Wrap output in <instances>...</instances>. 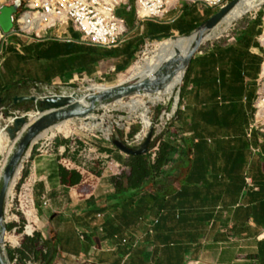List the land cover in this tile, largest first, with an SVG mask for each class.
I'll return each mask as SVG.
<instances>
[{
	"label": "crops",
	"instance_id": "obj_1",
	"mask_svg": "<svg viewBox=\"0 0 264 264\" xmlns=\"http://www.w3.org/2000/svg\"><path fill=\"white\" fill-rule=\"evenodd\" d=\"M17 1L21 12L29 0ZM218 10L203 0H177L160 18L141 20L136 0H123L116 10L123 43L116 47L86 43L71 22L28 35L0 30V99L7 106L46 88L126 84L146 46L186 37ZM263 34L258 11L202 46L179 106L166 104L154 120L158 147L148 155L156 159L163 135L178 154L142 187L129 184V156L106 139V120L96 132L75 126L67 135L46 132L30 149L6 205L12 231L22 218L31 226L26 235L39 233L45 247L44 261L24 264H264V132L257 116ZM28 106L18 103L13 111L25 114ZM104 113L112 134L122 122L123 140L140 146L128 138L139 119L127 121L132 114L113 109L97 118ZM12 197L19 202L14 209Z\"/></svg>",
	"mask_w": 264,
	"mask_h": 264
},
{
	"label": "water",
	"instance_id": "obj_2",
	"mask_svg": "<svg viewBox=\"0 0 264 264\" xmlns=\"http://www.w3.org/2000/svg\"><path fill=\"white\" fill-rule=\"evenodd\" d=\"M243 1L230 0L193 33L182 37L184 43L180 53L186 56L184 67L167 75L159 74L156 80L129 82L113 88L104 87L102 91L89 88L75 90L46 88L32 96L16 97L12 99L11 105L7 106L4 100L0 99V130L7 142L4 154L0 157V264H12L6 241L8 233L6 205L10 188L16 182V178L23 168L24 160L28 157L34 144L52 129L61 126L91 128V126L106 120V130L103 133L118 151L129 157L148 155L153 142L158 138L157 135H154L152 128L149 132L143 128L142 134L135 140V143L140 146H132L125 142L119 133L114 135L111 133V125L114 124L110 125L109 114L104 113L97 118L98 113L113 108L114 111H118L119 109L117 110L115 107L119 103L141 98L154 89H163L182 73L186 74L195 56L205 45L208 34ZM20 6L21 3L17 0L12 4L0 6V30L4 35L9 36L13 33L15 16L19 13ZM180 99L181 91L175 99L177 106H179ZM18 103L28 104L29 111L25 114H16L13 110ZM126 119L128 121L135 118L131 116ZM119 123L121 124L120 130H123L124 124ZM163 126H167V115L164 117ZM7 151L9 152L7 153Z\"/></svg>",
	"mask_w": 264,
	"mask_h": 264
},
{
	"label": "built area",
	"instance_id": "obj_3",
	"mask_svg": "<svg viewBox=\"0 0 264 264\" xmlns=\"http://www.w3.org/2000/svg\"><path fill=\"white\" fill-rule=\"evenodd\" d=\"M177 0H137L138 15L141 20L160 18ZM230 0H203L208 8H222ZM123 0H29L24 9L15 16L14 31L19 35L33 34L43 27H55L62 23L71 22L82 34L86 43L105 47H116L123 43L122 20L117 17L116 10ZM264 98L257 97V103ZM257 112L259 108L257 105ZM260 120H264V109ZM175 118L169 115L168 124ZM257 121L251 126L250 131L256 128ZM264 132V123L262 130ZM248 185L250 183L246 181ZM15 198L12 197L9 207L14 209ZM31 226L27 225L24 236ZM14 229V233H18ZM8 235V233H7ZM9 248L16 251L20 241L8 243ZM12 264H22L19 255L15 254Z\"/></svg>",
	"mask_w": 264,
	"mask_h": 264
},
{
	"label": "bare ground",
	"instance_id": "obj_4",
	"mask_svg": "<svg viewBox=\"0 0 264 264\" xmlns=\"http://www.w3.org/2000/svg\"><path fill=\"white\" fill-rule=\"evenodd\" d=\"M264 4V0H244L241 4H239L224 20L219 22L214 29L208 34L206 37V41L210 40L211 38H216L223 34L228 27L230 26L232 21H235L250 11H253L259 8L261 5ZM184 40L182 38L168 40L166 42L159 44V50L155 52V54L144 60L143 64H138L135 73L132 79H141L145 80H156V77L161 75H167L172 71H177L184 67L186 63V56L183 53H180ZM185 73H182L179 77H177L172 83L168 84V86L164 87L163 89L151 90V92L145 94L141 97V100L132 101L129 104L119 103L116 105L115 109H131V114L134 117H139L144 124L145 130L152 127V121L150 119V110L147 109V104L144 100H150L151 103H154L162 98H171L175 94L177 87H178V80L181 82L184 78ZM89 89L95 91H102L104 90V86L94 85L91 86ZM258 105L264 109L263 103L259 100ZM114 110V108H113ZM144 110L139 116V112ZM62 128L64 126H61ZM58 127V128H61ZM57 129V128H56ZM85 131H92L96 132L95 125L91 126V128H80ZM6 139L2 131L0 130V157L4 154V149L6 148ZM11 149V148H10ZM18 178V177H17ZM16 178V180H17ZM14 183L12 184V186ZM12 186L10 188V193H12ZM8 220H12L9 218ZM31 230V227L29 228ZM6 241L8 243H16V237L14 236H6Z\"/></svg>",
	"mask_w": 264,
	"mask_h": 264
},
{
	"label": "trees",
	"instance_id": "obj_5",
	"mask_svg": "<svg viewBox=\"0 0 264 264\" xmlns=\"http://www.w3.org/2000/svg\"><path fill=\"white\" fill-rule=\"evenodd\" d=\"M261 13L263 16L262 11ZM172 103H174V101ZM158 110L160 113H162L164 108L161 106ZM142 130L143 126L141 122L133 126L132 131L128 136L129 141H135L136 138L142 133ZM119 134L123 139L125 138V133L123 131H119ZM164 136L165 135H163L159 141L161 144L156 151L155 160H153V155L129 157L127 160V167H129L131 171V177L128 178L129 184L132 186L142 187L146 185L149 180L154 179L157 174H163V170L174 162L175 156L178 154V148L171 142L164 141ZM103 143L108 144L107 142ZM61 144L69 145L68 142H62ZM111 145L113 144L111 143ZM157 147V145H152L151 150H154ZM101 153L110 154L111 151L107 149H101ZM118 159L119 161L123 162L121 157ZM13 228V223L8 225V231H12ZM17 241H19L18 237H16V242ZM8 252L11 262H13L15 254H18L19 260L22 264L30 260L44 261L46 258L45 247L40 241L39 233H35L32 237L24 235L22 237V241H20V247L16 251L8 249Z\"/></svg>",
	"mask_w": 264,
	"mask_h": 264
},
{
	"label": "rangeland",
	"instance_id": "obj_6",
	"mask_svg": "<svg viewBox=\"0 0 264 264\" xmlns=\"http://www.w3.org/2000/svg\"><path fill=\"white\" fill-rule=\"evenodd\" d=\"M258 11H262L263 12V16H264V4L261 5L259 8L255 9L253 11L248 12L243 17H241L240 20H242L243 18H245L247 16H250L251 14H254L255 12H258ZM220 36H218V37H220ZM218 37H216V38H218ZM216 38H213V39H216ZM213 39H210V40H213ZM172 40H174V39H172ZM210 40H207V41H210ZM262 40H263V43H264V34H263ZM159 44L160 43L151 44V45L146 46L143 49V52L141 53V56L138 59L137 63L133 66L132 70L129 72L128 76L125 78V82H128L129 83V82H136V81H140L141 80V79H134V80L132 79V77H133V75L135 73V69H136V67H137L138 64H143L144 63V60L146 58L152 57L155 54V52H157L159 50ZM185 75H184V78H185ZM184 78H183L181 84H180V81L178 80V87H177V90H176L175 94L173 95V97H171V98H162V99H160V100H158V101H156L154 103H151L150 100H144V102L147 104V109L150 110V115L149 116H150L151 121H152V124H153L152 127H151L152 129H154V127H155L154 120H156L157 116H159V114H160V112L158 110L159 107H161V106L163 107L166 104L169 105L170 102L175 101V99H176L177 95L179 94L180 89L182 87V83L184 81ZM90 87H87V88H90ZM258 97L264 98V78H262V77H261V79L259 81V93H258ZM135 100H139L140 101L141 98L134 99L133 101H135ZM131 102H132L131 100H127V101H125L123 103L129 104ZM124 111L127 112V114L125 116L131 115V111H132L131 109H125ZM142 112H144V110H142L141 112H139V116L141 115ZM262 112L263 111H260L259 110V112L257 113V116L259 115L258 118H261L262 117L261 116ZM134 118L135 119H139V120H135L137 122L135 125H137L139 122H141V124H142V126L144 128V124L142 123L143 121L139 117H134ZM263 121L264 120L259 121V130H262V126L261 125L264 123ZM151 128L147 129L146 132H149V130ZM56 130L58 131L59 134H63V135H67L70 132L69 126H64L63 128L62 127L61 128H57ZM119 131H122V130H120L119 128H117V130L115 129L113 135L116 134V133H119ZM142 132H143V130H142ZM8 152L9 151H7V153ZM7 153H6V155H7ZM17 181H18V178H17L16 182ZM16 182L12 186V189L15 186ZM16 204L19 205V202L17 200L15 201V207L14 208H16ZM14 213H15V211H14ZM8 214H9L8 216H11L12 213L10 212ZM10 222L12 223L11 220L8 221L7 227H8V225H10ZM20 222H21L19 224V227L20 228L17 230L18 233L17 232L14 233V231H7L8 232V236H14V237H18L19 238L21 235H23V233L26 231L27 225H29V224L28 223H25L24 224L23 221H22V218H21V221ZM8 248H9V245H8Z\"/></svg>",
	"mask_w": 264,
	"mask_h": 264
}]
</instances>
